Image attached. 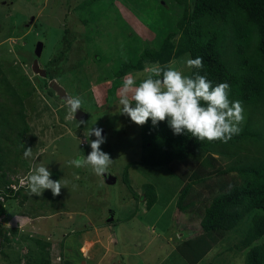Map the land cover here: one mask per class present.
Listing matches in <instances>:
<instances>
[{
  "label": "rangeland",
  "instance_id": "374dc122",
  "mask_svg": "<svg viewBox=\"0 0 264 264\" xmlns=\"http://www.w3.org/2000/svg\"><path fill=\"white\" fill-rule=\"evenodd\" d=\"M87 5L88 0H0V70L7 81L0 89L9 86L20 99L24 120L16 129H21L23 122L26 125L22 134L13 130L7 138L1 137L10 149L7 162H13L7 165L9 171H0V224L17 232L8 243L0 240V252L6 255L0 254V264H23L24 253L37 248L33 239L50 244L49 257L57 259V264L62 251L66 260L101 264L92 253V242L106 230L113 238L107 244L109 252L117 253L108 257V264H187L175 248L199 233V218L177 213L175 201L189 171L183 169L175 175L165 168L137 164L140 126L120 113L123 79L131 74L138 84L149 75L152 65L115 76L124 60L135 59L144 50H156L166 34L176 32L181 8L173 0H96ZM30 17L33 20L27 26ZM36 42L43 44L37 63L45 70V78L30 71ZM187 59L182 55L168 64L175 62L187 75ZM50 80L69 97L82 98L83 122L68 116L66 105L48 88ZM243 108L245 119L240 129L249 125L248 131H252L255 126L264 137L260 116L264 110ZM18 109L19 105H13L12 113ZM91 127L103 129L101 150L113 160L106 172L115 178L112 185H106L90 166L77 168L68 163L90 153L89 142L95 139L88 136ZM29 147L33 156L25 158L24 150ZM218 160L216 167L224 168L227 162ZM40 163L52 172V180L69 181L59 195L44 190L36 196L28 190L25 177ZM124 173L132 193L123 182ZM142 184L152 185L157 197L148 210L141 199ZM10 188L19 194L6 199ZM193 188L197 193L192 197L194 206L203 205L214 193ZM108 218L112 219L106 221ZM79 232L84 239L77 251L83 258L74 248ZM86 235H91L90 240ZM240 238L241 230L231 231L210 245L196 264H242L245 250L233 248ZM260 241L264 244V236Z\"/></svg>",
  "mask_w": 264,
  "mask_h": 264
},
{
  "label": "trees",
  "instance_id": "16d2710c",
  "mask_svg": "<svg viewBox=\"0 0 264 264\" xmlns=\"http://www.w3.org/2000/svg\"><path fill=\"white\" fill-rule=\"evenodd\" d=\"M94 1L88 0V5ZM173 1L181 8L175 22L176 32L166 34L156 50H144L135 59L124 60L115 76L139 70L144 64L164 67L182 55L188 59L202 57L203 68H189L188 76L206 75L213 86L227 82L230 100H239L253 111L264 110V0ZM1 84L7 81L0 70V87ZM13 105H19L14 114ZM260 116L264 119V113ZM23 120L20 99L9 86L0 89V171H9L7 165L13 162H7L10 149L2 144L1 137L7 138L13 130L25 132L24 122L21 129H16V124ZM248 126L244 125L227 142L198 141L187 132L176 135L167 120L153 126L149 119L140 126L137 164L165 168L175 175L183 169L189 171L175 201L179 213L199 218V233L175 248L187 264H196L210 245L222 241L235 229L241 230V238L233 248L245 250L242 264H264V244L260 241L264 236V141L261 140L264 137L257 127L248 131ZM220 158L227 162L224 168L216 167ZM123 177L130 190L126 173ZM214 178L217 180L212 183ZM193 186L214 192L213 196L203 205L194 206L192 197L197 193ZM140 190L144 208L148 210L156 200L154 187L142 184ZM7 194L6 199L16 198L19 192L10 188ZM1 207L0 202V212ZM16 232V228L6 229L0 224V240L8 243ZM33 242L37 248L35 252L24 253L23 264H50V244L40 239ZM60 264L78 262L64 259L61 253Z\"/></svg>",
  "mask_w": 264,
  "mask_h": 264
},
{
  "label": "clouds",
  "instance_id": "9594fccd",
  "mask_svg": "<svg viewBox=\"0 0 264 264\" xmlns=\"http://www.w3.org/2000/svg\"><path fill=\"white\" fill-rule=\"evenodd\" d=\"M188 68H203V58L187 59ZM230 85L221 82L213 86L206 75H185L172 62L164 67L156 64L149 69V75L137 84L136 77L128 74L122 82L119 105L120 113L127 115L132 122L143 126L149 119L152 125L167 120L174 134H191L198 141L221 140L227 142L240 132L244 108L239 100L229 99ZM68 116L75 119L83 100L79 96L66 98ZM83 122V121H81ZM103 129L91 127L88 136L91 140L90 153L85 157L71 159L68 163L77 168L90 166L97 175H104L113 160L101 150L105 143ZM33 156L32 148H25L24 157ZM52 172L45 164L35 165L25 177L31 194L40 196L50 190L53 196L59 195L69 181L52 180ZM75 187V185H73Z\"/></svg>",
  "mask_w": 264,
  "mask_h": 264
},
{
  "label": "water",
  "instance_id": "95a60500",
  "mask_svg": "<svg viewBox=\"0 0 264 264\" xmlns=\"http://www.w3.org/2000/svg\"><path fill=\"white\" fill-rule=\"evenodd\" d=\"M33 20V17L29 18V22L27 23V26L29 24H31ZM42 48H43V44L41 42H36V44L34 45V49H33V56L34 59L31 61L30 64V71L32 72V74L40 77V78H45L46 76V72L44 69H41L37 63V60L40 58L41 56V52H42ZM48 88L54 93L55 98L62 102L65 103L66 107L68 108V105L66 103V98H68L69 96L65 93V91L63 90L62 87H60L55 81L50 80L47 83ZM86 114L81 110H77V113L75 114V121L77 122H81L84 120ZM79 133V131L75 132V135H77ZM103 134V133H102ZM101 177L104 180V183L106 185H112L115 182V178L109 174H104L101 175ZM112 218H108L106 221H110Z\"/></svg>",
  "mask_w": 264,
  "mask_h": 264
},
{
  "label": "crops",
  "instance_id": "0c3cea01",
  "mask_svg": "<svg viewBox=\"0 0 264 264\" xmlns=\"http://www.w3.org/2000/svg\"><path fill=\"white\" fill-rule=\"evenodd\" d=\"M156 199H157V197H156ZM156 201V200H155ZM177 213H179L178 211H177ZM52 214H54V213H51L50 215H52ZM57 214H59V212L57 213ZM56 214V215H57ZM181 214V213H180ZM23 220V219H22ZM32 220V219H31ZM92 232H93V230H92ZM195 232H197L196 231V229H195ZM79 235L77 236V238H76V241H75V246H74V248H75V250H76V254L78 255V256H80L81 258H83L84 256H83V254H82V256H81V254L77 251V247H78V243H79V241H80V239L82 240V239H84V237H80V232L78 233ZM93 235V234H92ZM87 237V239H89L90 240V237H91V235H90V237H88V235H86ZM95 239H98L97 237L95 238ZM100 239V240H99ZM99 239L98 240H96V242H92V244H93V249H92V253H93V255H96V258H99V263H101V264H108L109 262H108V257L110 258V259H112L113 258V256H114V254L116 255L117 253L113 250V249H111V246H110V252H109V246H107V244H108V242L109 241H111L112 242V236L110 235V233H108V231L106 230L105 232H104V235L103 236H101V237H99ZM190 238H188V239H186V240H189ZM93 240V239H92ZM185 241V240H184ZM59 242V241H58ZM81 242V241H80ZM89 243V242H88ZM87 243V244H88ZM114 244V243H113ZM62 253H63V251H62ZM23 258V257H22ZM54 258V257H53ZM84 259H86V260H88V258L87 257H85ZM78 262L80 261L79 259H76ZM85 260V261H86ZM53 259L51 258V257H49V263L50 264H57V259H55V261H54V263H53ZM23 262V261H22ZM89 262L87 261V264H88ZM89 264H91V262L89 263ZM111 264H114V262H112Z\"/></svg>",
  "mask_w": 264,
  "mask_h": 264
},
{
  "label": "flooded vegetation",
  "instance_id": "af4514ba",
  "mask_svg": "<svg viewBox=\"0 0 264 264\" xmlns=\"http://www.w3.org/2000/svg\"><path fill=\"white\" fill-rule=\"evenodd\" d=\"M65 104V103H64ZM77 122V121H76ZM77 123H80V122H77Z\"/></svg>",
  "mask_w": 264,
  "mask_h": 264
}]
</instances>
